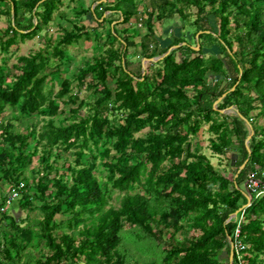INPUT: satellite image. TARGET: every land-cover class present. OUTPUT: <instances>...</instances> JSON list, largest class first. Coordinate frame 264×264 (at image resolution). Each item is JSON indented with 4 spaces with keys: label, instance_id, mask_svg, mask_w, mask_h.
<instances>
[{
    "label": "trees",
    "instance_id": "trees-1",
    "mask_svg": "<svg viewBox=\"0 0 264 264\" xmlns=\"http://www.w3.org/2000/svg\"><path fill=\"white\" fill-rule=\"evenodd\" d=\"M137 2L0 0L7 54L56 17L68 23L56 42L46 36L43 49L0 63V185H10L0 201V264H132L121 248L127 224L166 245L163 264H230L236 239L244 264H264V0H150L142 12ZM86 15L98 26L80 25ZM176 16L181 34L172 30L162 46L156 24L177 28ZM87 42L99 53L63 79L69 47ZM146 58L161 59L145 69ZM68 105L77 107L65 124L56 117ZM204 125L213 154H237L233 177L193 148ZM12 192L25 218L7 210ZM243 207L236 237L233 215Z\"/></svg>",
    "mask_w": 264,
    "mask_h": 264
},
{
    "label": "rangeland",
    "instance_id": "rangeland-1",
    "mask_svg": "<svg viewBox=\"0 0 264 264\" xmlns=\"http://www.w3.org/2000/svg\"><path fill=\"white\" fill-rule=\"evenodd\" d=\"M95 1L100 0H85L86 6H94ZM138 9L140 12L145 10L146 5H149L150 0H137ZM67 4L62 5V10H66L69 13L70 18H74L75 15L72 13L68 7H66ZM109 14V13H107ZM176 20L178 23L177 28H173V26L169 25H162L161 23L156 24V33H157V40L160 42L162 46H167L171 43V32L174 30V33L177 35L181 34V22L178 20V17L176 16ZM9 18L8 16H2L0 18V29L1 31H4L6 27L8 26ZM67 25L68 23L66 20L59 19L56 17L54 21L50 23V25L41 33V35L26 39L25 41L20 40L17 45L13 46L10 50L11 53H5L0 48V63H3V58L8 57V65L12 66L13 64L17 63V59L19 56L28 55L31 52L34 53L36 51H39L46 47V36L50 37L52 41L56 42L58 38L62 34V29L60 25ZM80 25H85L88 28L97 27L98 23L94 20L91 15H86L84 19L79 21ZM107 29V28H106ZM141 34L145 35L147 33V27H145L143 24H140ZM99 32H101V27H98ZM103 36L105 32L102 30ZM164 35L165 38H161L160 36ZM190 37H192V32L189 34ZM70 52L74 56V60L68 63L67 65L62 67V73L61 77L64 79L66 77L73 78L74 74H76L77 70L82 67L87 60L93 59L94 56H96L99 52H97L92 42H87L81 46H71L69 47ZM14 55H13V54ZM12 55V56H11ZM144 61V60H143ZM142 61V63H143ZM148 68L147 61L145 62V69ZM56 69V68H55ZM51 71H54V69L48 70L47 73L49 74ZM56 75L49 74L47 82L49 85L52 83L54 84V91L55 93H58L62 86L61 81L54 78ZM54 79V80H53ZM92 79L91 76H88V81ZM74 86H76V82L74 83ZM81 98L87 97V90L84 89L80 93ZM76 105H68L63 106V112L59 114L56 117V120H63L65 124L71 122L72 118V111L71 109L76 108ZM233 111V110H232ZM85 110H80L79 114L83 115ZM41 120V119H40ZM43 120V119H42ZM43 122L41 121L39 127ZM213 137L212 134L208 132V125H204L202 129L199 131V133L192 137V146L193 148L199 147L201 151L210 159V162L221 172H225L228 177H233L234 174V167L233 165V159L237 158V154L234 152H229L226 155H216L213 154L211 148H210V140ZM66 158H69L70 160H73V156L70 154H64ZM10 193V185L7 183H1L0 185V201L2 200L3 196H7ZM249 195V193H247ZM111 203L115 206H119L117 194L114 195V198L112 199ZM15 217L18 218H25L26 212L21 210L18 206V203L13 201L10 205L7 206ZM32 216H37L36 213H33ZM4 227H8V224L6 222L3 224ZM178 239H183L184 235L183 233L179 232L176 236ZM166 245L160 244L159 242H151V240L146 239L145 241L139 237V232L137 230H134L130 225H125L124 229V242L121 246L122 249H125L127 252L128 262L135 263V261L140 262H148L155 260L158 264H163V258L165 256V249Z\"/></svg>",
    "mask_w": 264,
    "mask_h": 264
},
{
    "label": "built area",
    "instance_id": "built-area-1",
    "mask_svg": "<svg viewBox=\"0 0 264 264\" xmlns=\"http://www.w3.org/2000/svg\"><path fill=\"white\" fill-rule=\"evenodd\" d=\"M246 184L248 185V187H249V189H250L251 191H255L256 188L259 187V181H258L257 179H255V178L253 177V175H251V177L249 178V180L247 181ZM263 192H264V191H261V192H259L257 195H259V194H261V193H263ZM249 193H250V192H249ZM16 197H17V192H12V193L7 197V200H6V207H7L8 205H10ZM6 207H3V208H1V209L4 210ZM244 214H245V207H243V210L241 211V214H240L239 218H238L237 216H235V217L237 218V220H238V227H237V230H236V237L239 236V233H240V225H241V223H242L243 220H244ZM233 217H234V216H233ZM233 245H234V256L237 257V260H238L239 264H244V252H243V250H244V248H245L244 244L242 243V241L236 239V242L233 243Z\"/></svg>",
    "mask_w": 264,
    "mask_h": 264
},
{
    "label": "water",
    "instance_id": "water-1",
    "mask_svg": "<svg viewBox=\"0 0 264 264\" xmlns=\"http://www.w3.org/2000/svg\"><path fill=\"white\" fill-rule=\"evenodd\" d=\"M14 20V19H13ZM197 39H198V37H197ZM182 44H184V43H182ZM182 44H180V45H182ZM180 45H178V46H180ZM178 46H173V47H171L168 51H167V53L165 54V55H168L173 49H175V48H177ZM194 49H196V50H199L200 49V47H199V45H197V46H194ZM162 58V57H161ZM161 58H151V59H144V61H143V63H142V65H143V67H145V62L147 61H158L159 59H161ZM225 96V95H224ZM222 98H220L218 101H216L215 102V104H214V106L216 107L217 106V104L219 103V101L221 100ZM221 112L222 113H225L226 112V110H221ZM252 135H253V131L251 132V134L247 137V139H246V146H247V149L249 150V151H251L250 150V147H249V141H250V139H251V137H252ZM247 162H248V160L247 161H245L244 162V164L240 167V170H239V172L246 166V164H247ZM246 196H247V198H248V201L250 202L251 201V196L250 195H247L246 194ZM238 215V212H236L233 216L235 217V216H237ZM230 245H231V250H230V264H234V245H233V242L231 241L230 242Z\"/></svg>",
    "mask_w": 264,
    "mask_h": 264
}]
</instances>
